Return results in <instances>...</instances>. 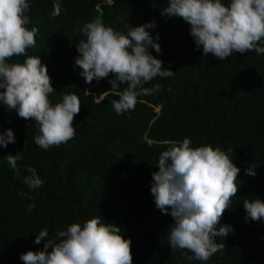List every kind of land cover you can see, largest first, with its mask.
<instances>
[{
    "label": "trees",
    "instance_id": "16d2710c",
    "mask_svg": "<svg viewBox=\"0 0 264 264\" xmlns=\"http://www.w3.org/2000/svg\"><path fill=\"white\" fill-rule=\"evenodd\" d=\"M28 2L26 27L38 32L27 56H39L47 66L56 90L52 103L76 94L81 110L73 121L74 139L45 151L34 142L39 135L35 121L0 103V131L10 128L16 137V143L0 147V264H24L21 254L42 250L45 241H33L43 228L52 238L72 223L82 225L98 216L131 239L133 264H264V219L246 221L243 207L245 199L264 201V55L233 53L226 60L203 56L188 23L161 15L168 0H59L58 17L51 15L54 0ZM94 19L122 34L154 21L147 31L154 40L159 35L161 52L149 51L175 72L146 84L162 87L140 97L135 109L123 115L112 107L119 97L111 89V75L89 84L79 75V66L74 67L79 40L86 39L83 25ZM27 56H14L9 63H23ZM184 138L192 140V147L232 149L230 158L241 170L237 195L217 225H231L233 231L215 238L225 247L208 261L189 260L190 251L170 247L173 218L156 208L150 191L160 154ZM18 152L17 172L7 156ZM252 164L256 175H246ZM28 167L37 170L42 187L33 190L24 183L31 175ZM30 203L35 207L28 212Z\"/></svg>",
    "mask_w": 264,
    "mask_h": 264
},
{
    "label": "clouds",
    "instance_id": "9594fccd",
    "mask_svg": "<svg viewBox=\"0 0 264 264\" xmlns=\"http://www.w3.org/2000/svg\"><path fill=\"white\" fill-rule=\"evenodd\" d=\"M107 1V0H106ZM109 1V0H108ZM111 3V2H109ZM28 0H0V103L7 110L25 120H34L39 135L35 144L42 150L67 144L74 139V117L80 113L81 100L76 94H65L60 102L52 103L53 88L47 66L39 56H27V50L35 47L38 29L26 27ZM61 12L59 0H54L51 15ZM162 16L182 18L190 25V35L203 56L226 60L233 53L255 51L264 55V0H168ZM155 22L131 26L122 34L100 19L83 25L86 39L79 40L75 66L85 83L94 79L113 77L109 80L118 99L111 101L114 112L123 115L134 110L139 98L161 90L156 84L145 87L157 77L169 78L174 71L165 69L163 62L149 49L161 52L157 34L154 40L147 31ZM27 58L9 63L13 57ZM121 85H126L118 91ZM170 90V89H169ZM16 143L12 129L0 131V147ZM192 140L172 141L158 160V171L153 172L151 194L156 208L173 218L168 240L172 249H186L193 255L189 260L208 261L223 251L225 244L216 237H227L233 231L231 225H217L231 207V199L237 195L240 168L236 166L232 149L227 152L211 145L192 147ZM21 152L8 155L7 161L14 171ZM255 165L245 169L246 175L255 176ZM31 175L24 177L30 189L42 187L44 181L34 167H28ZM27 197V194H23ZM31 199V197H27ZM34 203L26 206L31 212ZM245 220L264 219V201L260 198L243 201ZM42 241L43 249L21 254L24 264H133L131 239H125L122 229L113 223H101V217L88 219L82 225L70 224L49 238V230L43 228L35 235L34 244ZM51 248V251H49Z\"/></svg>",
    "mask_w": 264,
    "mask_h": 264
},
{
    "label": "rangeland",
    "instance_id": "374dc122",
    "mask_svg": "<svg viewBox=\"0 0 264 264\" xmlns=\"http://www.w3.org/2000/svg\"><path fill=\"white\" fill-rule=\"evenodd\" d=\"M108 1V0H107ZM108 2H111V0H109Z\"/></svg>",
    "mask_w": 264,
    "mask_h": 264
}]
</instances>
